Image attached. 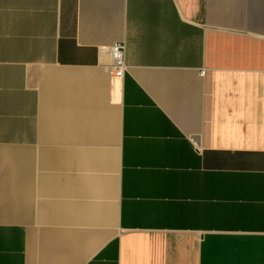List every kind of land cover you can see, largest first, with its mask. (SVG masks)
Listing matches in <instances>:
<instances>
[{
    "label": "crops",
    "instance_id": "crops-1",
    "mask_svg": "<svg viewBox=\"0 0 264 264\" xmlns=\"http://www.w3.org/2000/svg\"><path fill=\"white\" fill-rule=\"evenodd\" d=\"M0 264H264V0H0Z\"/></svg>",
    "mask_w": 264,
    "mask_h": 264
},
{
    "label": "built area",
    "instance_id": "built-area-1",
    "mask_svg": "<svg viewBox=\"0 0 264 264\" xmlns=\"http://www.w3.org/2000/svg\"><path fill=\"white\" fill-rule=\"evenodd\" d=\"M125 51L126 46L124 43H115L108 49V53L113 60L112 69L116 78H122L127 68Z\"/></svg>",
    "mask_w": 264,
    "mask_h": 264
}]
</instances>
